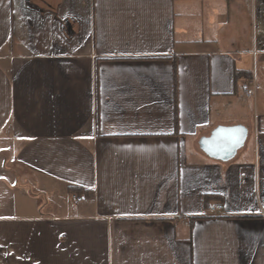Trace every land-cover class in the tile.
I'll list each match as a JSON object with an SVG mask.
<instances>
[{
  "label": "crops",
  "instance_id": "crops-1",
  "mask_svg": "<svg viewBox=\"0 0 264 264\" xmlns=\"http://www.w3.org/2000/svg\"><path fill=\"white\" fill-rule=\"evenodd\" d=\"M0 264H264V0H0Z\"/></svg>",
  "mask_w": 264,
  "mask_h": 264
},
{
  "label": "built area",
  "instance_id": "built-area-1",
  "mask_svg": "<svg viewBox=\"0 0 264 264\" xmlns=\"http://www.w3.org/2000/svg\"><path fill=\"white\" fill-rule=\"evenodd\" d=\"M255 86H256V84H255V81L253 79L246 80V83L243 86V90H244L245 95L248 97L252 96L254 93ZM72 198H73V200H79V198L76 195L72 196ZM208 211H209L211 216H220L222 213V209L220 206L208 207Z\"/></svg>",
  "mask_w": 264,
  "mask_h": 264
},
{
  "label": "water",
  "instance_id": "water-1",
  "mask_svg": "<svg viewBox=\"0 0 264 264\" xmlns=\"http://www.w3.org/2000/svg\"><path fill=\"white\" fill-rule=\"evenodd\" d=\"M223 145L218 143V141H213L212 145H210V148L213 152H215V156L217 158H224L227 154H229L231 151H233V146L229 145L228 143H225L224 141ZM234 144L236 146L240 145V141H236V143L234 142ZM209 146V145H208ZM219 153V154H217ZM217 154V155H216Z\"/></svg>",
  "mask_w": 264,
  "mask_h": 264
},
{
  "label": "trees",
  "instance_id": "trees-1",
  "mask_svg": "<svg viewBox=\"0 0 264 264\" xmlns=\"http://www.w3.org/2000/svg\"><path fill=\"white\" fill-rule=\"evenodd\" d=\"M174 126H175V128L177 127V115H176V113L174 115ZM69 192H70V194H73V193L80 194L82 191L80 189H77V188H71L69 190ZM83 193H85V192H83Z\"/></svg>",
  "mask_w": 264,
  "mask_h": 264
}]
</instances>
